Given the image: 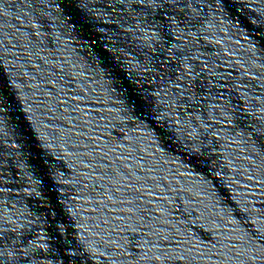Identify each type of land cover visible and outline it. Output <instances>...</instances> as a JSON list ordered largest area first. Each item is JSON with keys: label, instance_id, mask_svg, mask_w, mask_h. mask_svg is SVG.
<instances>
[{"label": "water", "instance_id": "1", "mask_svg": "<svg viewBox=\"0 0 264 264\" xmlns=\"http://www.w3.org/2000/svg\"><path fill=\"white\" fill-rule=\"evenodd\" d=\"M264 264V0H194Z\"/></svg>", "mask_w": 264, "mask_h": 264}]
</instances>
